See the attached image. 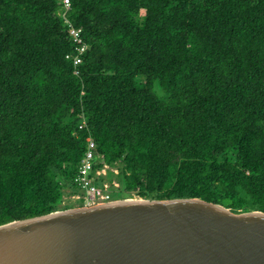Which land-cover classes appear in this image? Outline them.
Segmentation results:
<instances>
[{
    "label": "trees",
    "instance_id": "obj_1",
    "mask_svg": "<svg viewBox=\"0 0 264 264\" xmlns=\"http://www.w3.org/2000/svg\"><path fill=\"white\" fill-rule=\"evenodd\" d=\"M61 7L0 0V225L74 207L90 138L114 200L264 212V0H71L78 73Z\"/></svg>",
    "mask_w": 264,
    "mask_h": 264
},
{
    "label": "water",
    "instance_id": "obj_2",
    "mask_svg": "<svg viewBox=\"0 0 264 264\" xmlns=\"http://www.w3.org/2000/svg\"><path fill=\"white\" fill-rule=\"evenodd\" d=\"M0 264H264V212L126 198L0 225Z\"/></svg>",
    "mask_w": 264,
    "mask_h": 264
},
{
    "label": "built area",
    "instance_id": "obj_3",
    "mask_svg": "<svg viewBox=\"0 0 264 264\" xmlns=\"http://www.w3.org/2000/svg\"><path fill=\"white\" fill-rule=\"evenodd\" d=\"M61 5L60 14L74 44V50L68 53L66 57L73 62L78 73V68L84 61V55L89 45L84 39L83 28L75 26L67 15L71 8V0H61ZM85 126H87V121L83 119L79 127L84 128ZM110 171L118 172L117 169L105 162L103 155L97 149L95 140L90 138L73 179V183L80 190L77 199L81 200L84 206L114 200L112 198V188L113 186L118 187L119 183L115 180L113 182L108 181L106 177Z\"/></svg>",
    "mask_w": 264,
    "mask_h": 264
},
{
    "label": "rangeland",
    "instance_id": "obj_4",
    "mask_svg": "<svg viewBox=\"0 0 264 264\" xmlns=\"http://www.w3.org/2000/svg\"><path fill=\"white\" fill-rule=\"evenodd\" d=\"M116 181V180H115ZM117 187V186H116ZM70 190L67 188L66 193H65V202L64 203H72V205H74V207H82L80 206L81 204L79 203L80 201L77 199L78 198V194L79 193H75V194H71L68 193ZM127 198H143V197H139L138 195H133V197H127ZM121 199H126V198H121ZM119 200V199H116ZM84 206V205H83ZM69 209V208H68ZM60 210H64V209H60ZM57 211V210H56Z\"/></svg>",
    "mask_w": 264,
    "mask_h": 264
}]
</instances>
